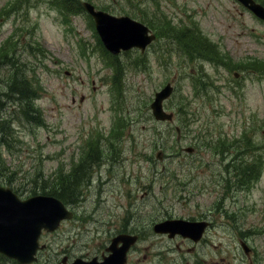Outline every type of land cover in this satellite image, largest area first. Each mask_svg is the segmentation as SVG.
<instances>
[{
	"label": "rangeland",
	"instance_id": "obj_1",
	"mask_svg": "<svg viewBox=\"0 0 264 264\" xmlns=\"http://www.w3.org/2000/svg\"><path fill=\"white\" fill-rule=\"evenodd\" d=\"M80 1L0 0V116H9L16 137L0 144L3 183L25 197L51 190L57 176L67 178L86 162L73 202L78 217L42 236L45 253L60 245L99 253L114 233L139 230L143 238L127 264H152L161 244L147 228L160 205L178 213L208 205L213 226L200 255L191 253L196 246L179 255L174 249L172 262L264 264V79L235 71L236 59H264L253 35L264 33V24L233 0H158L159 11L151 0H89L116 15L149 20L157 34L145 52H121L113 65ZM177 25H190L185 36L173 32ZM222 49L235 60L225 57L216 69ZM16 76L31 82L38 121L6 95ZM167 81L174 91L164 108L173 119L161 123L149 104ZM232 82L240 85V98L229 89ZM206 127L227 143L211 141L213 155L186 151ZM200 183L205 191L189 192ZM166 184L175 189L158 190ZM0 264L15 263L3 257Z\"/></svg>",
	"mask_w": 264,
	"mask_h": 264
},
{
	"label": "water",
	"instance_id": "obj_2",
	"mask_svg": "<svg viewBox=\"0 0 264 264\" xmlns=\"http://www.w3.org/2000/svg\"><path fill=\"white\" fill-rule=\"evenodd\" d=\"M83 5L97 20L103 41L113 52H117L119 48H128L133 44H143L140 33L144 36L146 29L141 24L127 17L108 20V14L95 11L93 6L87 2ZM121 29L126 33L124 36L118 31ZM148 40L149 37H146L145 43ZM169 93V86L157 93L156 100L152 104L156 117H169L162 112L160 106L161 99ZM64 216L69 215H66L61 203L50 196H33L21 200L9 188L0 187V252L15 257L21 262L31 260L38 245L37 237L40 229L42 227L53 229L59 219ZM121 236L118 235L114 242L122 238L127 243L114 252L113 256L119 258L116 264L124 262V252L128 244L132 242L130 240H133V238Z\"/></svg>",
	"mask_w": 264,
	"mask_h": 264
},
{
	"label": "trees",
	"instance_id": "obj_3",
	"mask_svg": "<svg viewBox=\"0 0 264 264\" xmlns=\"http://www.w3.org/2000/svg\"><path fill=\"white\" fill-rule=\"evenodd\" d=\"M31 88L27 82V80L19 78L12 81L10 87H9V95L13 94L17 97V99L21 102L22 111L25 115L30 116V118L34 119L36 117L35 109L32 106L31 99L28 98V94L31 92ZM8 127V122L6 121H0V129L4 131V128ZM3 138H10V134L8 130H5V132L0 133V140L1 142H5ZM69 190L73 191L72 188Z\"/></svg>",
	"mask_w": 264,
	"mask_h": 264
}]
</instances>
